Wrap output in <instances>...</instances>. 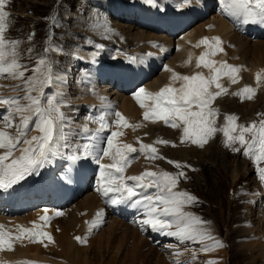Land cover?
I'll list each match as a JSON object with an SVG mask.
<instances>
[{
    "label": "bare ground",
    "instance_id": "bare-ground-1",
    "mask_svg": "<svg viewBox=\"0 0 264 264\" xmlns=\"http://www.w3.org/2000/svg\"><path fill=\"white\" fill-rule=\"evenodd\" d=\"M170 1L156 0L155 4H148L145 2V0H140L139 2H136V5L135 4L134 5L137 6V9L135 8V6L134 8L136 9L135 12L138 13L139 19L142 21V27L146 28L148 31H151L153 28H147V25H149L148 22H150V20L152 19L151 14L159 10L160 12L167 10L168 12H166L165 17H160L159 21H157L154 16L156 23L153 24H155V26L167 24L170 26L171 32H178V33H180L181 31L186 32L189 29L188 25L190 24V22H192V20H194L196 16L194 10L192 11L188 10L186 14L183 11L184 7L187 5L184 3V0H180L179 2H170ZM199 1L201 0H190V4L191 5L193 4L194 7H200L201 4ZM117 3L119 5L117 8H114L111 5H109L112 12L114 11L115 13L117 12L115 15L117 14L119 15L120 11L122 10L125 12L128 11L127 9L123 8L124 7L123 4H120V2L118 1ZM172 4H174L175 6L174 8L172 7ZM218 4L219 3L217 0L210 7L211 9H213L215 12L218 13L214 17L211 23L200 24L201 26H198L193 31L187 32L184 35H182L181 33L179 34L180 37L176 40L175 43H173V45H176V53L174 54V56L168 61L166 60L169 57H165L164 58L165 60L162 59L163 60L162 65L164 64V62H166V64L164 65L160 79L154 80L153 83H150V85L146 86L145 88L137 86L138 87L137 90L131 89L133 91H136L135 94H133L132 96H127V95L124 96V94L121 95V93L118 96L115 95L116 93L112 94V96L115 95V97L113 98V102H116L115 103L116 107L114 109H116V111L119 112L125 118L127 122L126 125L117 128L115 124L116 117L114 118L113 123L109 121L107 116L110 114L111 111H107L106 113L105 110H109L106 107V105L110 107L113 104L112 103L111 105H109L110 93L109 95H106V92H103L101 88H98V85L95 82H93V78L89 77L90 81L85 82V86H84L85 89L82 90L80 89V93H78L77 96L74 95L77 97V99L65 100L64 98L66 97L70 98L71 95L69 94V92L66 91L67 87L60 85L58 82H56V84H59L56 85V90L51 89L52 87L48 88L47 90L48 92L46 94L50 93L49 96L53 98V102L57 104L59 107L65 105L66 108L65 114L67 115L66 117L68 118V124H71L70 120H73L72 116L74 111L72 109L69 110V107H73V105H75L73 102H80L79 104L81 105L79 104L77 105L81 106V108L87 104L90 105L89 110L88 109L87 110L88 112H90L91 117L88 118L91 119L93 127H88V129H86L84 132L79 133V135L78 133L72 134L75 140H78L79 138L81 139V148L78 147L80 148V150H82L83 145L90 143V141L88 140V137L90 135H98L99 137L97 140L91 141L92 144L96 145L95 149L93 150L94 153L98 152L101 149H106L107 144L106 146H104L103 144V140L107 139V137L104 135V131L109 130L111 133L112 131H120L121 135L117 138V142L120 144L132 145L137 149L136 152L128 154L129 158L131 157L132 161L129 160L128 166L125 168V171L123 173L124 177L139 176L143 174L145 171H152L159 174L160 170L156 168L159 162L152 164V162H149L150 160L147 161V158L149 156H147L148 154L146 152L140 151V145L141 143L146 145H152V140H150L151 133L155 131H159L161 124L164 121L159 118H156L155 122H153L152 120H146L144 118V113L146 107L151 105L152 101L147 96H142L141 98L145 100V105H146L145 108H142L136 99V94L139 92L141 88L145 90V93L152 95L159 93L165 87L180 89L184 84V81L174 80L173 78L174 76H181V77L193 76L199 73L202 74L207 79L210 78L212 75H214V73H212L208 68L204 67L203 64H201L200 67H197V62L199 61V58L205 53L209 52L208 46L201 43V41L205 39H207L209 43L212 44L214 43L215 38H219V40L221 41L220 48L222 49V50H216L214 55L205 56L206 59H210L211 61H213L214 66L217 69H219L222 64L226 63L228 66L235 67L239 70L236 73H229L226 68L223 69L217 82L223 87L226 86L227 88H229L228 90H232V91H236L237 89H241L242 91L246 87L251 88L252 90L254 89L258 90L257 92H255V94H258V92H262V95H256L255 98L258 99L260 103L264 102L263 100L264 41H255L254 43L251 44L248 39H244L242 38V36L232 31L231 30V25L233 23L232 17L225 12L221 2L220 5ZM203 7L205 9V6ZM119 8L121 10H119ZM174 9L178 10L179 12H176V10ZM126 19L129 20V18ZM132 26L134 25L126 26V28L124 29L125 33H123L124 34L123 39H120L121 37L117 38L116 40L117 44H119L121 48L116 47L100 52L92 51L90 53L93 54L91 55L89 54V56L88 54L85 55L81 53L80 57L83 58L84 61H87L89 63H93L95 61L94 65H96L97 68L96 70L92 71V75L94 78L96 76L98 77V79L102 78L101 80H103L104 75L108 74L109 79H111L110 78L111 76L113 78L112 80H114V83L119 82V84H121V87H123L131 83L129 81L125 83L127 80L124 83H120L121 78L123 77L127 78L128 77L126 76L127 74L135 77L141 75L142 73L148 75L149 72L152 71L154 68V66L151 65V61H155L154 63H158L159 61H161L159 60L160 56H157L156 53L158 52L160 53L162 50H165L164 49L165 43H162L161 41L158 42L157 41L158 37L155 36L154 33H149L147 31L144 32L141 31L139 28H134ZM260 29L264 30V28H260ZM136 42L138 43L142 42L141 43L142 45L143 43L145 44V51L149 53L148 55H150L148 56L147 59L141 56L142 52L141 54H135L134 51L133 53L132 52L130 53L128 52V50L126 52L123 50L128 48L129 46H132L133 44L137 46L135 44ZM168 47L169 46H167V48ZM128 58H130L131 64L125 63L127 62ZM258 76L259 79H257ZM233 77H235L236 80L235 83H233L232 81ZM134 80L132 81L133 83L131 88L133 86L137 88L135 86ZM28 87L25 90L26 93L28 92L27 91ZM126 89L129 90L130 88H126ZM210 90L213 92L219 91V89L216 88L215 84L212 85ZM39 91L40 90L37 89L36 93H39ZM4 92L5 90L3 89L2 86H0V98H5V99L10 98L9 96L8 97L5 95L3 96ZM57 93H59L62 98L60 97V95L58 96ZM128 93L129 92L125 94ZM251 96H254V91L252 92ZM230 97H232L233 99V100H228L230 102H241L240 100L234 98L232 95ZM220 99L219 97H217L216 101H214L213 104L217 106L219 105L223 106L224 104H226L224 106H226L228 109L227 110L224 109L223 110L224 113H228L230 110L231 112H234V116L236 118H240L241 120V117H243V113H242L243 111L229 107V105H227L228 102L226 101L223 104H221ZM243 101L245 102V100ZM249 104H253V102H250ZM21 106H24L23 103L21 104ZM249 107H253V106L251 105ZM193 110L195 111L197 109L194 108ZM10 111L11 109L6 110V106L0 105V117L7 116L10 113ZM24 114L25 116L26 114L31 115L29 112H25L23 114L16 113L17 118L19 119L21 118V115ZM101 117L104 118L103 119L104 124L110 125L109 127H106L103 130H100ZM219 117L216 116L218 120L222 119L221 116ZM110 123L112 124L113 127L111 126ZM177 124L179 125L178 127L175 128L173 127V129L170 132L167 130L168 132L164 131V133L173 137L172 139L176 140V143L182 146L181 148L183 150L180 152L178 151L179 152L178 154L182 155L184 160H186L189 159L187 158L188 156L194 157L197 155L198 152L202 153V150H197L198 147L195 146L197 149H193L191 147H188L187 146L188 144L187 145L185 144L186 142L185 140L187 138L192 141L194 137H184L183 123L177 121ZM224 125L227 126L228 122L227 121L224 122ZM17 126L19 125L17 124ZM11 127L13 128L14 126L12 125ZM65 129L66 127H64V130ZM0 131L8 132L6 129L2 128L1 126H0ZM39 135L40 132L34 129L33 127L32 129H30L27 138L31 139L32 137ZM81 135H83V137H81ZM144 135L149 137L146 138ZM158 137L161 138V136ZM218 140L219 137L214 132V134L204 144L205 148L203 149V151L205 152L216 151V153H219L218 147L220 143L218 142ZM55 144L58 155L55 157H50L52 161L50 164L52 167L49 165L45 166L39 169V175L29 176L24 181L20 182V184L14 185L11 189L7 191L3 190V192L0 193V233H3V236L6 241L4 244L0 245V264H103L100 263L99 258H101L104 253L105 254L107 253L108 255L112 247L113 246L115 247L116 245L115 243H118V245L116 246H119V244H122L121 246L128 244L133 249L134 252H141L142 250H145L143 249L144 247H149L152 248L151 249L153 250L152 252H154L155 250L156 251L155 253L158 255L162 250L160 248L159 249L156 248V245H158L159 243L155 242L154 244L155 246L154 245L149 246L150 241L154 242V240L156 239H161L164 242L167 241L169 238L171 239L175 238V242L176 244H178L176 246L179 248H176L171 252H164L165 254L163 253L160 254V256L163 257L161 259V264H183L185 260V259L181 260V256H182L181 251L183 250V249L181 250V248L183 244L185 243H191L193 245L195 244L197 245L198 249H200L201 246L204 245L211 246L214 243V241L212 240L203 241V245L201 243H194L192 241H185L182 243L176 237L164 235L160 232L153 231L151 229H144V231L150 232V235L144 236L143 230L135 229L133 226H128L127 224H124L123 220L130 221L131 218L129 219V215L127 216L125 215L123 216V218L122 217L120 218L123 220L117 219L115 216H113L112 219L107 221L109 223L107 229H103L102 231V234L106 235V237L98 238L102 234L98 237H94L95 233L98 232L97 230L100 227V225L103 224V222L105 221V219L108 218L109 215L111 216V213H109V210L107 211L105 209V205L102 199L99 200L98 196L94 194L95 187L93 186L92 178L94 175H96L97 182H99L98 179L100 175L97 174V171H99V173L101 172L100 164L110 165L113 163V160L110 157H103L99 161V163H97L94 155H92L89 156L87 159L81 157L82 159L79 161H72L70 159L71 154L62 150L63 140L62 139L58 140L55 142ZM20 145H23L21 149L25 147V145L23 144V140H21ZM225 147L226 146L222 147V150H224V154L230 155L231 153H229L225 149ZM4 152H5L4 149H0V155H3ZM21 154L22 152L18 150V152L13 153L12 157H10L9 160L5 161V163H10L11 159L13 158H19ZM137 154H139V157L135 158L134 156ZM63 165H66L65 170L67 173L65 175L62 173H58L59 169H63ZM51 168H55L56 173H54V171L51 170ZM113 174L119 175L118 173H113ZM237 174L238 175L240 174L239 171L234 175V179L238 177L236 176ZM47 177L53 178L54 181L58 180L57 187L55 189L49 187L50 185L45 187V181ZM90 182L92 184H90ZM99 183H102V181ZM126 183L131 186L134 182L128 181ZM53 186L55 187V185ZM86 189L87 191L89 190L90 192H92V193H88V195L85 197V199L87 198V200L85 201L86 203L83 204L84 202L83 200V202L78 207L76 206L77 208L75 212L67 217L66 216L67 212L63 213V210L65 209V208L62 209L63 201H65L64 202L65 205L69 201L72 203L73 201L78 199L81 196V194L84 191H86ZM154 191H155L154 188L148 189V193L149 192L152 193ZM74 195L76 197H74ZM110 195L116 196V198L120 197V193H116V192H110L109 196ZM137 198L140 197H133L132 199L135 200ZM36 204L38 205L37 207ZM120 204H122L124 207L119 205L120 206L119 209H123L124 211L133 212V210L138 209L132 206L131 201L122 202ZM142 209H139L140 213ZM42 216H48L49 217L48 221L45 222L41 220ZM5 218H7L6 221L4 220ZM169 219H171V217ZM132 221L136 223V221L134 220ZM62 222L64 223L63 225ZM211 226L213 225H209L208 223L207 225L204 226V228L210 230L212 236H215L214 233L215 231L217 232V230L212 231L213 228H211ZM21 227L26 230H29V232L32 231L46 232L49 235H51L52 241L50 242L46 238H41L43 240L42 243L31 241L26 238L27 234L20 233L19 229ZM172 230L175 231L176 230L175 227H173ZM90 233H94V234H90ZM215 234L219 236V232ZM18 236H20L21 238L17 239L16 237ZM217 236H215L216 239ZM76 237H80L83 240V242L78 241ZM254 240L257 241L258 237H256ZM102 241L105 242L103 243ZM220 241L223 242L222 240ZM165 245H167V243ZM263 245L260 243L258 245L257 250H260L261 254L264 257ZM190 251L192 254L193 253L192 250ZM91 252L94 253L93 254L94 256L91 255L93 258L89 256ZM222 253L224 254V250L222 249V247H218L214 251H210L208 253L200 252L201 255L207 257L208 263L209 261H212L213 264L216 263L215 261L219 259L216 258L221 256ZM112 259H114V257ZM193 259H191L192 262ZM106 262L107 264H114L113 260H107ZM218 263L220 264L222 262L218 261Z\"/></svg>",
    "mask_w": 264,
    "mask_h": 264
},
{
    "label": "rangeland",
    "instance_id": "rangeland-1",
    "mask_svg": "<svg viewBox=\"0 0 264 264\" xmlns=\"http://www.w3.org/2000/svg\"><path fill=\"white\" fill-rule=\"evenodd\" d=\"M117 1L120 2V4H123V8L127 9L128 11L125 12L122 10L120 11L119 15H114L117 12L115 13L114 11L112 13L110 8L107 7L105 3H103L104 0H5V6L3 8V11L8 13L5 20L6 31L4 35L9 41H20V44L16 49L18 55L15 57V59L19 64L27 67L28 70L26 71L24 68L19 69V71L24 72V77L27 78L32 77L34 75L32 69L37 65V62L41 58V56L51 57L53 73L55 76L59 77V80L56 82H58L64 87H67L66 91L69 92V94L71 95L70 98H64L65 100L77 99L76 96L78 93H80V89H85V82L90 81L89 77L93 78V82L98 85V88H101L103 92H106V95H109L110 93L109 105H111L112 103L113 104L110 106L111 108L106 105L109 110H105V112L107 113V111H111L110 114L107 116L111 123L114 122V114L117 112L116 109H114L116 107V102H113V98L115 97V95L118 96L121 93V95L124 94V96H132L136 92L133 90L138 89L137 86L145 88L146 86L150 85V83H153L154 80L160 79L162 75V70L164 68V65L166 64V62H164V64L162 65V59H164L165 57H169L166 60L168 61L176 53V48L172 46L173 43L176 42V37L178 34H171L170 31H168L165 27L166 25L155 26V24L153 23H156L154 19V16L156 14L152 15V19L150 20V22H148L149 25H147V28L153 29L151 31H148L146 28H143L142 21L139 19L138 13L135 12V10L137 9V6H135L136 2H139L140 0H116V2ZM179 1L180 0H171V2ZM212 1L209 0L208 3ZM109 4H112V1H109ZM134 6L136 9L134 8ZM172 7H175L174 4H172ZM207 9H210V4L207 5ZM119 10L121 9L119 8ZM194 11L195 14H197V17L195 16L194 20H192V22H190V24L188 25V28L191 29L190 31H193L198 26H201L200 24L211 23V21L213 20V14L215 13L214 10H209V12L204 13V10L200 7H197ZM159 12L160 10L156 13ZM200 16H202V18H200L201 22L196 21ZM126 18H129V20ZM131 25H134L132 27L139 28L141 31L154 33L155 36L158 37V42L161 41L162 43H165V50H162L160 53H156L157 56H160L159 60L161 61H159L158 63H154L155 61H151V65H153L154 68L152 71L149 72L148 75L142 73L143 75L141 74L135 77L127 74L126 76H128V79L123 77L125 79L121 78L120 83H124L127 80L125 83L129 81L131 84L123 86L122 89L118 87L113 88L112 84L110 85V81L113 79L111 76V79H109L108 74H105L103 80H101L102 78L98 79V77L96 76L95 79L92 75V71L96 70L97 66L94 65V62L89 63L87 61H84V59L80 56L81 53L85 55L88 54L89 56V54H93L90 53L92 51L100 52L116 47L121 48L120 45L117 44L116 40L119 37H121L120 39H123V33H125L124 29L126 28V26ZM50 37H53L54 39L50 40ZM252 38L253 37L248 39L251 44L255 42V37L253 39ZM260 38H264V36H260ZM258 39H256V41H258ZM139 43L136 42L135 44L137 46L133 44L132 46H127L128 48L123 50L125 52L128 50V52L130 53H133L134 51V53L136 54H141L142 52L141 56L147 59L150 55H148L149 53L145 51V44L143 43L142 45V42ZM52 44H55L57 47L62 48L63 51L56 52L52 50L50 47V45ZM167 46L169 47L167 48ZM46 47H49V51L47 53H45ZM30 48L32 49V51H29ZM12 60L13 56L11 55V49H9V55L6 57L4 64H10ZM83 63H87L89 66H84ZM125 63L131 64L130 58H128L127 62ZM133 80L137 88H135L134 86L131 88ZM56 82L50 86L44 85V88H41L39 84H37V89L40 90L39 93H36L35 90L31 91L33 93L30 94L32 96H41V93H45L43 94L42 104L43 106H47V99L50 97V93L46 94L48 92L47 90L49 87H52L51 89L56 90V85H59L56 84ZM117 84H119V82H117ZM0 86H2L5 90L3 96H9L10 98H12V96L14 98L15 96L17 97L19 95H21V97H24L29 94L28 92H25L26 88L28 87V85L25 83V80L13 77L8 73H4L1 75ZM124 88L130 89L126 91L124 90ZM223 88L226 91L222 92V94L218 96L219 99L221 98V104L226 101L228 102L227 105H229V107L243 111V117H241V120L240 118H237L235 120L234 125H232V127H235V131H232L230 135L238 136L242 128H248L250 127V124L251 126L256 125L258 127L261 122H264V102L260 103L258 99L255 98L256 95H262V92H258V94H255V92H257L258 90L254 89V96H251L249 98V95L243 93V90L241 91V89L232 91L228 90L229 88H227L226 86ZM127 92L129 93L125 94ZM112 94L115 95L112 96ZM57 95L59 96L60 94L57 93ZM231 95L237 100H240L241 102L228 101L233 100L232 97H230ZM243 100H245V102ZM214 101H216V99ZM250 102H253V104H249ZM22 103L25 106L28 104V101L22 99V101H20V105ZM73 103L75 105H73V107H69V110L72 109L74 111L72 116L73 120H70L71 124H68L66 129L64 130L63 141L65 143V150L74 155V151L75 154H77L80 150L81 143L78 141L74 143L75 145H72V142L70 143L69 138L71 137H69V134L71 133V129L80 130L81 128L82 130H84L83 127H85L90 122V120H88V117H91V115L90 112L87 111V109L82 110L80 112V115H78L79 109L77 104H79L80 102ZM239 104L241 106L243 104V106L241 107ZM211 105V109L214 112L218 113L215 116L210 117L209 119L215 122L213 124V127L216 129L215 133L219 137V153H216V151L205 152L203 151V149L205 148L204 146H197V144L193 143L187 138L185 140V144H188L187 146L193 149H197L196 147H198L197 150H202V153L198 152L199 155L197 153V155L194 156L195 158L192 156H188L187 158L189 159L184 160L183 156L178 154L180 151L183 150L181 148L182 146L177 144L176 140L172 139L173 137L164 133V131L170 132L173 127L171 125H166L164 122H162L160 130L151 133L150 136V140H152V146L154 144L155 148L157 149L156 158L148 157L149 159L147 158V161L150 160L149 162H152V164L159 162L156 166V168L160 170L159 173L167 172L171 175H177L180 171H183L186 174V178H180L175 191H185L195 196L197 198V203L185 206L184 211L191 213L204 221L209 222V225L214 226H211V228H213L212 231L217 230V232H219V236L215 234L217 233L216 231L214 235L217 236V240L223 241H220V243H223L222 249L224 250V254L222 253L221 256L218 255L219 257H217L216 259H219L215 261V264H219L218 261L222 262L220 264H264V257L261 254V251L257 250L258 245L260 243L262 245L264 244V181H262L258 175L259 170L264 167V160H261L259 162L256 161L255 156L259 153V143L258 140L255 144L252 143L253 136L258 135V133H244V135H246L245 140L247 142L244 146H242L237 140L236 142H233L231 144V147H227V138L223 134V128L228 127L229 125L225 126L224 122L227 121V117L229 115L234 116V112H231L229 110L228 113H224L223 110L228 109L226 106H224L226 104H224L223 106H217L212 103ZM248 105H252L253 107H249ZM60 108L62 109L61 111L65 113V105H62ZM30 114L31 115L26 114V116H33L32 121L34 122L35 116L32 113ZM216 116H221L222 119L218 120ZM79 117H81L82 120L79 119ZM11 118L13 121V128L7 125V120L2 119L0 120V126L6 129L10 135H12L14 132V136L16 134L15 131H17L18 127L17 124L19 125L20 123V119L17 118V115L13 110ZM104 135L108 138L109 136H111V132L109 130H105ZM158 136H161V138H159ZM81 137H83V135H81ZM145 137L148 138L149 136ZM162 141H167L168 143H161ZM103 144L104 146H106L107 139L103 140ZM249 144H251L250 155H245L244 153L246 149H248ZM22 146L23 145H17V148L21 149ZM223 146H226L225 149L229 153H231L230 155L224 154V150H222ZM235 149H239V151H235ZM16 152L18 151L15 150V153ZM134 157L138 158L139 154L135 155ZM129 160L132 161L131 157L129 158ZM168 161L177 162L181 165V167L177 168L173 163H169ZM49 166H51V164H49ZM65 169L66 167L64 166L63 170L60 173L65 175L67 173ZM51 170L56 173L55 168H51ZM60 170L61 169H59V171ZM238 171L240 174H237L236 176L238 177L234 179V175ZM94 178H96V176ZM48 179L49 180H46V186L50 185L49 187L55 188L58 180L54 181L53 178ZM90 184L92 183L90 182ZM53 185H55V187ZM96 189L97 185H95V190ZM87 192L90 191H87L86 189V191L81 194V196H83H80V199L78 198L74 201L75 204L69 205V203H67L66 206L63 205L65 209L63 207L62 209H64L63 211L67 212V217L75 212L76 208L83 202V200V204L86 203L85 201L87 200V198L85 199V197L88 195ZM97 194L100 195L101 193ZM74 197L76 196L74 195ZM37 206L38 205L36 204V207ZM139 209L130 212L133 214L136 212L140 213ZM107 210H109V212L111 213V209L109 207L107 208ZM141 214H144V209H142ZM135 216L136 214H134V217ZM112 217V214L111 216L109 215L108 219L104 221L105 223L100 226V230L95 233L94 237L100 236L102 234L103 229H107V226L109 224L107 221L112 219ZM130 218L131 217L129 216V219ZM136 219H139V216L136 217ZM4 220L6 221L7 218H5ZM123 222L124 224L131 222V226H133L135 229L143 230L144 236H148V231H144V229H151L150 227H142L138 222L134 223L132 221V218L130 219V221L123 220ZM63 224L64 223L62 222V225ZM103 237H106V235L102 234L98 238ZM256 237H258L257 241L254 240ZM105 241L102 242L104 243ZM155 242L160 244L156 245L157 249H162L160 251V254H165L164 252H171L176 248H179L176 246L178 244H176L175 238H169L167 241L164 242L161 239H156L154 240V242L150 241L149 246H153ZM166 243L167 245H165ZM115 244L118 245V243ZM116 245L115 247H112L108 255L107 253H104L101 257L102 259L99 258L100 263L107 264V260H113L114 264H161V259L163 257L160 256V254L157 255L155 253V250L154 252H152V248L144 247L143 249L145 250H142L143 252H134L128 244L124 246H121L122 244H119V246ZM185 246L186 245H183L181 248V250L183 249L181 251L182 260L185 259V264H209L207 262V257L200 254L201 251L198 249L197 245L194 244L192 248H190V246ZM162 247H164L165 249ZM186 250H192L193 253L191 254V251L187 252ZM93 254L94 253L91 252L89 256H94ZM115 255L117 256V258ZM113 257L115 260L112 259ZM191 259H193V262Z\"/></svg>",
    "mask_w": 264,
    "mask_h": 264
},
{
    "label": "snow or ice",
    "instance_id": "snow-or-ice-1",
    "mask_svg": "<svg viewBox=\"0 0 264 264\" xmlns=\"http://www.w3.org/2000/svg\"><path fill=\"white\" fill-rule=\"evenodd\" d=\"M145 2L155 4L156 0H145ZM220 2L227 14L233 17L242 16L244 23H255L264 26V0H220ZM184 3L190 4V0H184ZM4 6L5 0H0V75L8 73L13 77L24 79L25 83L29 86L27 89L29 94L20 98L28 101V104L25 106L20 105V99L18 98H0V105L6 106V110L11 109L18 114L25 112L32 113L36 121L33 127L40 132L39 136L32 137L31 139L27 138L32 116L25 115H21L20 124L14 136L9 135L6 131H0V149L5 150L4 154L0 155V189L7 191L14 185L20 184L27 177L39 175V169L52 162L50 157L58 155L55 142L64 139V127L68 123V118L61 111V108L53 102V98L49 97L47 99V106H43V93H41V96H32L30 94L31 91L37 90V84L41 88L44 85L50 86L58 81L59 77L53 73L51 57L46 56H41L37 65L32 69L34 73L32 77L25 78L24 72L19 71L20 68H24L25 71L28 69L26 66L19 64L15 59L18 55L16 49L20 41H9L4 35L6 31L5 20L8 15V13L3 11ZM49 39L54 38L50 37ZM201 43L208 46L209 52L199 58L197 67L203 64L214 75L207 79L199 73L193 76H174V80L184 81L180 89L165 87L159 93L152 95L145 93V90L141 88L136 94V99L142 108L146 107L145 100L141 98L142 96H147L152 101L151 105L146 107L144 113L146 120L155 122V119L159 118L166 125H171L174 128L179 126L177 121H180L184 125L183 136L194 137L192 142L203 147L216 131L213 127L214 121L209 118L215 116L217 113L211 109L210 105L222 92L226 91L217 80L225 68L229 73H236L239 70L228 66L226 63L217 69L213 61L205 58V56L214 55L216 50H222L219 38H215L212 44L207 39L201 41ZM50 47L56 52L63 51L62 48L57 47L55 44L50 45ZM9 49H11L13 60L10 64L5 65L4 61L9 55ZM29 51H32V49L30 48ZM48 51L49 47H46L45 53ZM257 79H259V76ZM232 81L233 83L236 82L235 77L232 78ZM213 84H215L219 91L213 92L210 90ZM252 92L251 88L246 87L243 89V93L249 94V98ZM194 108L197 110L194 111ZM114 115L116 117L115 124L117 128L126 125L125 118L119 112H116ZM103 119L101 117L100 130L109 127V125L103 123ZM236 119V117L231 115L227 117L229 126L223 129V134L227 138L226 146L231 147V144L237 140L244 146L247 143L244 133H258L252 139L253 144L257 140L259 143V153L255 156V159L257 162L264 160V122H261L258 127L252 125L248 128H242L238 136H232L230 133L235 131V127H232V125H234ZM12 124L11 113H9L7 125L11 127ZM120 135V131H112L111 136L107 138V148L95 153L93 150L96 145L92 144L91 141L97 140L99 137L98 135H90L88 137L90 143L83 145L82 150L72 155L70 159L72 161H79L81 157L87 159L89 156L94 155L96 162L99 163L103 157H110L113 160L112 164H100L102 191L105 195L110 192L120 193V197L112 201L114 204L131 201L132 206L138 209L143 208L145 218L139 221L142 227H150L153 231L176 237L182 243L192 241L203 245V241L205 240L214 241L211 246L204 245L199 249L204 253L222 247L223 245L212 236L210 230L204 228L209 222L184 211L185 206L197 203V198L185 191H175L180 178H186V174L183 171H180L177 175H171L167 172L158 174L152 171H145L139 176L124 177L123 173L129 163L128 154L136 152L137 149L129 144L118 143L117 138ZM21 140H23V144L26 147L18 149L17 145L21 143ZM161 143L167 144L168 142L162 141ZM14 150L21 151V156L11 159L10 163H5V161L12 157ZM250 150L251 144L248 145V149H246L244 154L250 155ZM140 151L148 153L149 158H156L157 149L152 145L141 143ZM235 151H239V149H235ZM168 162L173 163L177 168L181 167L177 162ZM113 173H118L119 175H114ZM258 175L264 181V169L259 170ZM126 179L134 183L130 186L126 183ZM150 188L155 189L151 194L148 193V189ZM133 197L140 198L133 200ZM170 217L171 219H169ZM48 219V216L41 217V220L45 222ZM173 227H175V231L172 230ZM19 231L21 234H27L26 238L34 242L42 243L43 240L41 238H46L50 242L52 241L51 235L43 231L29 232V230L22 227ZM16 238L20 239L21 237L18 236ZM76 239L83 242L80 237H76ZM5 242L3 233H0V245ZM209 264H213V262L209 261Z\"/></svg>",
    "mask_w": 264,
    "mask_h": 264
}]
</instances>
